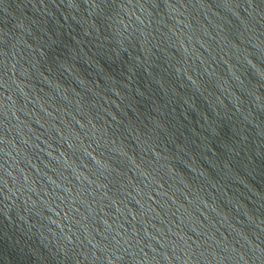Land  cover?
<instances>
[{
  "label": "water",
  "instance_id": "obj_1",
  "mask_svg": "<svg viewBox=\"0 0 264 264\" xmlns=\"http://www.w3.org/2000/svg\"><path fill=\"white\" fill-rule=\"evenodd\" d=\"M0 264H264V0H0Z\"/></svg>",
  "mask_w": 264,
  "mask_h": 264
}]
</instances>
